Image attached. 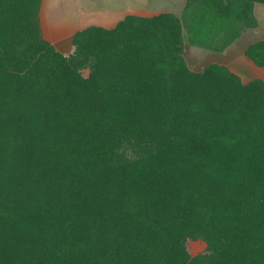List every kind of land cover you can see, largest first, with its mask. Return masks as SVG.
Listing matches in <instances>:
<instances>
[{"label": "trees", "instance_id": "1", "mask_svg": "<svg viewBox=\"0 0 264 264\" xmlns=\"http://www.w3.org/2000/svg\"><path fill=\"white\" fill-rule=\"evenodd\" d=\"M187 2L81 30L70 56L42 0H0V264H264V81L192 69L184 40L224 52L264 0ZM245 55L264 68V39Z\"/></svg>", "mask_w": 264, "mask_h": 264}, {"label": "rangeland", "instance_id": "2", "mask_svg": "<svg viewBox=\"0 0 264 264\" xmlns=\"http://www.w3.org/2000/svg\"><path fill=\"white\" fill-rule=\"evenodd\" d=\"M187 3H188L187 0H53L51 2L52 8H49V12H52V16L49 18V20H47V23L48 26L54 30L55 34L61 37L63 35L59 33L67 32L68 26L66 22L64 23V17L62 16L60 7H63L65 9L67 6H69L68 9L71 15H69L70 17L68 18V21L71 22L70 25H72V23H75L74 28L77 27L79 29V26H81L79 24V21L82 15L81 12H83V10L92 13V14L88 13L87 17L85 18L83 16V18L86 21H88L89 24H93L96 26L113 27L118 22V20L121 19L119 14L122 15L123 10L125 8L127 9L126 12H131L129 11L131 7L132 8L138 7V9H141V11H143L142 12L143 16L158 14L160 12H171L179 17L180 16L182 17V13ZM257 4L258 3H256L254 7H256ZM118 8L119 10H116ZM74 11L77 12L76 16L78 18L75 19L76 21L72 16L74 14ZM138 12H134V13L138 14ZM94 15H98V16H94ZM70 30L71 28L68 29V32H70ZM186 33H184V40L186 43H188L187 41L188 36ZM46 37L48 38L47 34ZM250 40L251 38L249 37L245 39L243 38L240 44H237L234 47L235 49L229 52V60H235V56L237 57L238 55H241L242 51H239V49L236 50L237 49L236 47H241L244 45L247 46ZM73 50L74 47H72L71 52ZM70 56L68 58H70ZM207 58H209L210 60L209 56ZM209 60H206V63ZM200 66L201 67L199 70H202L204 68L203 67L204 65H200ZM229 69L236 76H238L244 83H248L255 79H261L262 81H264V70H262L264 68H260L256 66L253 63V61H251L247 56L246 58L238 59L237 62L233 66H231V68L229 67ZM82 71L85 76H87L90 73L89 68H85ZM185 246L189 253V260L191 259L203 260L202 258H204L205 255H210L211 253L209 242L204 237H199L197 239H193V238L187 239Z\"/></svg>", "mask_w": 264, "mask_h": 264}, {"label": "crops", "instance_id": "3", "mask_svg": "<svg viewBox=\"0 0 264 264\" xmlns=\"http://www.w3.org/2000/svg\"><path fill=\"white\" fill-rule=\"evenodd\" d=\"M52 1L53 0H42V3H41L40 21H41L42 32H43L44 38L46 40H48L59 52H61L64 55H69L71 53V50L73 47V36L81 30H84L88 27L96 26V25L89 24V22L84 19L85 17H87V14L90 12L83 10V12H81L82 15H81L80 21H79V24L81 26H79V29L77 27L74 28L75 23H72V25H73V27H72V25H70L71 22L68 21V18L70 17L69 15H71L69 12V9H68L69 6H67L65 9L63 7H60L62 16L64 17V23L66 22L68 28H67V32L59 33V34L63 35V36L59 37L57 34H55L54 30L48 26V23H47V20H49V18L52 16V12H49V8H52V5H51ZM118 7H119V5H118ZM257 9H259V10H257ZM116 10H119V8ZM121 10H123V9H121ZM126 10H127L126 8L123 10L122 15L119 14L121 19H119L118 22L120 20L124 19L127 15H142V12H143V11H141V9H138V7L137 8L131 7L129 10L131 12H126ZM112 12H114V11H112ZM134 12H138V14L134 13ZM76 13L77 12L74 11V14L72 15L74 20L78 18L76 16L77 15ZM90 14H92V13H90ZM254 14H255L256 18L258 19V24H259L258 27L256 29H253V30H250V31L244 33V35L235 44H233L231 47H228L224 52H221V53L211 52L208 50H204L202 48L191 46L190 44L186 43V45H185V59H186L188 65L192 69L199 71V69L201 67L200 65L205 66V64L213 61V62H216L218 64H224V65L231 68V66H233L237 62L238 59L246 58L245 51H246L247 47L254 42H257V41L264 39V4H257L256 7H254ZM83 16H84V18H83ZM94 16H98V15H94ZM118 22L115 24V26L118 24ZM50 23H52V22H50ZM115 26L105 27V28H114ZM101 27H104V26H101ZM70 28H71V30H70V32H68V29H70ZM45 33L48 35V38L46 37ZM247 37L251 38V40L247 46L244 45L241 47H236L237 48L236 50L239 49V51H242L241 55H238L237 57L235 56V60H229V52L234 50L235 49L234 47L237 44H240V42L243 38L245 39ZM208 56L210 57V60H209V58H207ZM192 57H193V59H192ZM206 60H209V61L206 63ZM262 70H264V69H262Z\"/></svg>", "mask_w": 264, "mask_h": 264}]
</instances>
